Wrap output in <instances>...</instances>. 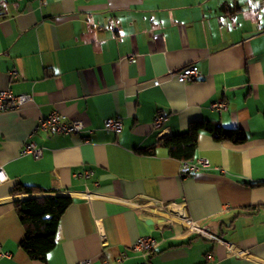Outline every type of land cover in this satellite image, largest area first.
<instances>
[{"label": "crops", "instance_id": "0c3cea01", "mask_svg": "<svg viewBox=\"0 0 264 264\" xmlns=\"http://www.w3.org/2000/svg\"><path fill=\"white\" fill-rule=\"evenodd\" d=\"M191 64L198 79L168 77ZM5 89L32 101L0 112V264H112L121 252L120 264H264V0H0ZM220 100L225 110L210 108ZM53 111L92 132H38L43 156L22 154L36 120ZM155 114L166 116L159 130ZM105 118H119L121 131H102ZM194 121L246 141L201 132L193 158L212 168L187 175L164 147L140 152ZM81 169L94 175L75 178ZM18 185L38 191L14 193ZM46 195L72 202L54 249L35 260L20 246L15 204ZM142 236L160 241L147 257L132 250Z\"/></svg>", "mask_w": 264, "mask_h": 264}, {"label": "built area", "instance_id": "2783aa9c", "mask_svg": "<svg viewBox=\"0 0 264 264\" xmlns=\"http://www.w3.org/2000/svg\"><path fill=\"white\" fill-rule=\"evenodd\" d=\"M15 73V71L11 72L12 75H15ZM168 75V77L174 78L180 82H189L198 79V75H200V73L198 67L194 64H191L184 66L179 70L170 71L168 72ZM30 101H32V95L30 94H14L9 89L0 90V112L18 109ZM210 108L213 110H217V112L223 111L227 108V104L225 101L221 100L214 101L211 103ZM36 121L37 122L33 131L29 133V135L26 137V140L23 142V146H21V153L30 155L34 159H39L43 156V148L39 146L33 139L35 133L44 132L48 134L54 133L59 135H78L82 132L90 133L91 131L90 129L85 128V124L81 120H64V118H62V116H60V114L56 111H53L46 116H42L39 118V120ZM165 121L166 116L162 114H155L152 121V129L159 130L163 126ZM101 129L102 131L118 134L122 129V121L119 118H105L102 121ZM179 166V173L181 175H187L212 168V165H210V161L205 157L181 160ZM93 175L94 171L91 169H81L73 173V176L75 178L82 179L92 178ZM95 185L97 186L98 183L95 182ZM78 195L86 199L103 198L101 195H98V193H92L89 191L79 192ZM173 220L179 222L183 227H186V230L191 233L207 237L209 238V240L215 238L213 235L208 233L206 229L200 227L198 222L191 220L188 217L177 215ZM159 242L160 241H158V239L152 236H142L137 238L132 244V250L142 257H147L157 249V247L159 246ZM126 257L127 254L125 252H121L118 257H116V259L112 262V264H120L123 260L126 259ZM206 259L207 261H211L212 256L210 254H207ZM76 264H91V261L80 260ZM103 264L108 263L103 262Z\"/></svg>", "mask_w": 264, "mask_h": 264}, {"label": "trees", "instance_id": "16d2710c", "mask_svg": "<svg viewBox=\"0 0 264 264\" xmlns=\"http://www.w3.org/2000/svg\"><path fill=\"white\" fill-rule=\"evenodd\" d=\"M201 132L213 134L217 141H229L234 144H241L246 141V135L240 130L224 128L208 121H194L190 123L185 132L158 140L154 145L140 152L152 154L156 146H161L166 148L167 154L173 158L191 159L196 150V139ZM22 190L29 194L38 191V188L18 185L13 192L18 193ZM71 202L72 200L68 196L59 195L31 197L16 202L15 206L20 224L25 231L20 246L31 259L44 260L47 254L54 249L58 221Z\"/></svg>", "mask_w": 264, "mask_h": 264}, {"label": "bare ground", "instance_id": "6f19581e", "mask_svg": "<svg viewBox=\"0 0 264 264\" xmlns=\"http://www.w3.org/2000/svg\"><path fill=\"white\" fill-rule=\"evenodd\" d=\"M176 217V216H175ZM200 230V229H199Z\"/></svg>", "mask_w": 264, "mask_h": 264}]
</instances>
